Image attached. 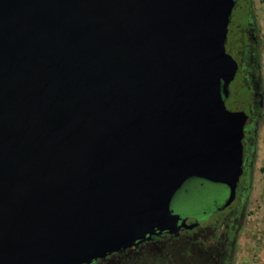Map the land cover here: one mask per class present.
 <instances>
[{
    "label": "water",
    "instance_id": "1",
    "mask_svg": "<svg viewBox=\"0 0 264 264\" xmlns=\"http://www.w3.org/2000/svg\"><path fill=\"white\" fill-rule=\"evenodd\" d=\"M234 0H0V264H92L190 230L189 179L242 174Z\"/></svg>",
    "mask_w": 264,
    "mask_h": 264
},
{
    "label": "rangeland",
    "instance_id": "2",
    "mask_svg": "<svg viewBox=\"0 0 264 264\" xmlns=\"http://www.w3.org/2000/svg\"><path fill=\"white\" fill-rule=\"evenodd\" d=\"M253 10L257 26L262 39L260 51V72L263 84V96L261 100V117L256 126L257 141L252 148L251 168L252 173L248 177L245 189L241 193L240 204L237 206L239 229L235 234L231 264H252L255 261L264 263V0H252ZM231 29L230 51L236 49L235 33L239 24H242V17L239 11L233 13ZM228 53V52H227ZM234 57V53H229ZM229 105V104H228ZM226 106L233 111L237 107ZM213 190V189H212ZM215 191V190H213ZM218 191H220L218 189ZM216 192V191H215ZM179 191L175 194V196ZM217 196L218 193L216 192ZM226 198V192L222 191L218 202L219 205ZM175 199V198H174ZM172 200L170 208L173 213L186 215L188 218H199L197 212L181 210L177 200ZM173 206L176 208L174 209ZM213 210V209H212ZM184 213V214H183ZM237 215L226 216L220 226L219 232L224 238H229L235 228ZM203 229L199 227L194 232L182 233L177 237H162L155 242H145L136 249L128 248L122 252L111 254L94 264H216L214 257L223 259L225 254L222 245H210L203 247L199 242ZM221 236V235H220ZM223 250H222V249Z\"/></svg>",
    "mask_w": 264,
    "mask_h": 264
},
{
    "label": "trees",
    "instance_id": "3",
    "mask_svg": "<svg viewBox=\"0 0 264 264\" xmlns=\"http://www.w3.org/2000/svg\"><path fill=\"white\" fill-rule=\"evenodd\" d=\"M252 2V0H234V6L227 26L225 42L226 52H228V54L230 52L234 53V57L232 58L237 64V70L233 80L228 85L229 98L224 101V104L225 107L228 104H234L247 116V121L243 127V137L241 141L244 147L242 155V174L235 190L234 199L241 197V193H243L245 189L248 177L252 173L250 163L253 157L251 156V151L252 148L255 147L257 141L256 126L261 117L259 100L261 96H263V84L259 67L262 40L259 37V28L255 20ZM235 11L241 13L242 24L237 26L234 35L235 42L233 43L236 45V49L230 51V46L232 45L231 35L232 32H234L231 29V26L234 22L233 13H235ZM207 187L218 193L217 199L220 197V194H222V191L226 192V189L223 186L207 184ZM218 189L220 191H218ZM173 208L176 209L174 206ZM186 213L189 214V212Z\"/></svg>",
    "mask_w": 264,
    "mask_h": 264
},
{
    "label": "flooded vegetation",
    "instance_id": "4",
    "mask_svg": "<svg viewBox=\"0 0 264 264\" xmlns=\"http://www.w3.org/2000/svg\"><path fill=\"white\" fill-rule=\"evenodd\" d=\"M259 37L260 32H259ZM262 40V39H261ZM261 51V50H260ZM260 59V58H259ZM260 67V62H259ZM229 98V94L224 99L227 100ZM262 96L259 100L261 106ZM235 110H240L238 107ZM241 111V110H240ZM248 113V112H247ZM246 113V114H247ZM247 121V120H246ZM251 149V148H250ZM242 150L244 147L242 145ZM208 183L206 181L200 179H189L186 181L183 186L180 188L179 193L172 198L177 200L178 206L181 210H187L191 213L197 212L199 218H188L186 215H181L178 213L180 219H184L188 223H193V220H196V226L190 230H179L176 236H169L166 234H161L160 236H152L150 240L146 242H155L158 241L162 237L174 238L179 236L182 233L194 232L199 227L203 229L202 235L198 237L199 242L202 243L203 247H209L212 245H222L223 252L225 254L223 259L218 260L217 257H214V262L216 264H231L232 252H233V245L235 240V234L238 232L239 229V222H238V211L237 206L240 204V198L234 199L230 205L227 207H222L224 200L219 204L216 205L218 202L217 196L215 195V191L207 187ZM216 185V184H212ZM220 186V185H218ZM172 202V201H171ZM239 203V204H238ZM213 209V210H212ZM177 214V213H176ZM232 214L237 215V220L235 224V228L232 232L231 237L229 240L224 238L222 233L220 234L219 229L222 224L223 219L226 216H232ZM221 235V236H220ZM145 243V242H143ZM142 243L138 244L136 247H131L132 249H136ZM102 260V259H100ZM97 260H95L92 264H94Z\"/></svg>",
    "mask_w": 264,
    "mask_h": 264
},
{
    "label": "built area",
    "instance_id": "5",
    "mask_svg": "<svg viewBox=\"0 0 264 264\" xmlns=\"http://www.w3.org/2000/svg\"><path fill=\"white\" fill-rule=\"evenodd\" d=\"M252 264H264V263H263V262L255 261V262H253Z\"/></svg>",
    "mask_w": 264,
    "mask_h": 264
}]
</instances>
